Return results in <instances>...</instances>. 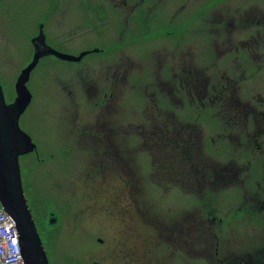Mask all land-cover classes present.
<instances>
[{
    "label": "rangeland",
    "instance_id": "1",
    "mask_svg": "<svg viewBox=\"0 0 264 264\" xmlns=\"http://www.w3.org/2000/svg\"><path fill=\"white\" fill-rule=\"evenodd\" d=\"M44 1L1 0L0 2V80L7 103L14 101L17 97L16 82L23 69L33 60L34 49L31 41L33 34L38 32L34 22H37L41 17L48 16L46 30L54 29L55 19L59 17L58 7L68 8L74 14L69 15L68 20H71L75 27L78 26V20H85L84 44L80 45L79 49L91 50L84 58V61L89 65H97L110 56L119 58L129 55L138 63L133 66L132 76L134 79L138 75H143L144 82L151 85L155 81L153 79L154 72L158 65V63L154 65L153 53L159 50V54L162 56L168 54L170 56H167L168 59L164 58V62H172L175 61L172 56H176L177 60L178 51L182 54L190 44L195 50L193 61L201 69H205V76H210L208 78L221 76L233 78L230 64L234 61L241 62L240 66L244 71L245 79L239 80V84H241L238 92L240 97L244 101H249L248 99L261 100L263 103L264 31L255 29L257 24L256 26L252 25L254 20L258 19V15L264 22V0H146L143 5L142 3L140 5L141 0H116V4H111L110 0H79L80 4L83 3L80 8L77 4L78 1L75 3L70 0H59L56 7L55 1L57 0L51 1L48 7ZM71 3L73 4L71 5ZM131 9L132 11L135 9L144 11L141 14L139 12L129 13ZM195 11L199 13L202 21L198 17H193ZM173 15L177 17H173ZM226 16V24H221L220 21ZM66 19V16H62L60 19L65 25L63 28L67 27ZM204 19H209V23L204 22ZM147 21L148 24H153L155 28L159 29L152 28L145 31L144 27L147 25ZM114 29L115 31H113ZM208 29L212 31L211 37L207 35ZM168 30L180 32L179 48L174 47V37L172 34L167 35ZM258 31H263L262 38L254 40V36L259 34ZM257 41H261L259 46L256 43L253 44ZM111 44H113L112 47H110ZM231 44L243 48L238 57H236L237 53L226 51V46ZM200 46L202 58L199 51ZM211 47L214 51L221 53L222 50L223 53L216 55L213 51L209 55L208 50ZM96 49H101L103 52H95ZM187 51L185 56L188 55ZM253 52L261 54L263 60L252 61ZM213 62L216 64H210ZM69 65L70 63L64 64L51 57H45L39 61L31 72V81L27 83L32 94V101L20 121L22 125L27 124L31 130L30 133L38 138L36 152L38 155L29 153L20 156V165L25 194L45 247L46 231L50 224L49 210L54 208L53 210L60 211L58 208L60 200L56 197L57 192L66 195L64 201L72 203V205H67L68 212L79 203L78 197L83 195V203L78 204L77 208L69 214L73 216L77 209L89 205V202L93 200L91 197L93 195L95 200L92 201V206H96L94 204L96 194L92 192V188L97 184H107L103 179L94 175L93 168L96 169V166L93 164L92 158L87 157L83 152V149H87L88 145H76L67 138L65 141L61 140V137L65 136L62 127L67 122V113L63 107L66 105L67 98L61 93L58 80L64 79L68 75ZM77 66L81 65L74 67L77 68ZM163 74L165 75V71ZM167 75H169L168 72ZM144 86V83L138 84L133 88L134 90H128L129 94L124 100L123 107L119 105L118 109L120 111L123 109L125 120H144L142 118L143 111L152 104L147 101L149 97H145ZM152 88L154 87H149L150 90ZM163 105L165 108L171 106L166 99L163 100ZM213 106L208 99H204L202 104L196 101L191 105L186 98L184 105L176 106L173 109L182 118L187 119V122L198 123L203 128L204 152L208 156L219 162H228L230 159L240 160V162L252 161L249 175L246 173L244 184L240 185L241 187L232 186L219 192L207 191L203 195L204 198L186 193L175 185H170V189H163L151 180L152 156L149 151L140 149L136 140L117 146L115 200L117 199L118 207L123 206L125 202L122 201L120 195L123 194L124 187L122 179L124 175L121 176L124 171L121 163L124 161L121 158L126 157L131 165H135L134 168L138 170V174L145 181L147 189L142 195L146 200L148 212L160 220L157 225L150 222L142 224L139 221L137 226L129 224L128 231L131 233L132 228L134 247L138 244V247L146 249L147 244L150 250H153L155 254L158 253L160 257L154 259L161 258L159 264H209L205 258L185 254L181 248L188 245L176 243L177 216L183 212L182 210H185L184 208L187 209L184 212L185 220H191L192 215L196 214V210L193 208L203 206H205L206 217L209 219L217 217L219 224L214 221H210V224L221 234L220 257L228 254H254L251 253L253 248L262 244L260 238L264 237V215H260L256 203L246 204L248 206L245 207L242 205L245 196L243 188L247 187L246 191L249 194L258 191V184L261 183L263 177L264 159L259 154L251 152L236 153L223 126L219 107L218 105ZM149 127L148 121L147 129ZM140 131L133 135H139ZM243 151L247 150L243 149ZM87 162L90 164L87 168H91L90 176H84L81 179L80 171ZM125 167H128L127 164ZM155 203L157 204L155 205ZM64 205L65 203L62 204V206ZM106 221L110 220L105 216L100 219H95L91 215L85 216L83 221L85 232H97L101 223L103 225L110 223ZM73 222L74 220L72 221V218L69 217V228L73 227L71 226ZM102 229L105 230L104 226ZM75 232L71 231L70 233ZM103 233L105 234V231ZM135 234H140L137 241L134 240ZM88 239L85 235L84 239L78 240V247L84 250L86 259L92 254V249L98 247ZM115 244L116 242L112 241L113 247ZM204 250L205 247L200 245L193 249L192 253ZM251 257L253 264H256L257 261L259 264H264V257L260 258L256 255H251Z\"/></svg>",
    "mask_w": 264,
    "mask_h": 264
},
{
    "label": "flooded vegetation",
    "instance_id": "2",
    "mask_svg": "<svg viewBox=\"0 0 264 264\" xmlns=\"http://www.w3.org/2000/svg\"><path fill=\"white\" fill-rule=\"evenodd\" d=\"M51 1L55 0L44 1L46 3V7H48ZM58 1L59 0L55 1V7ZM70 1L75 3L78 1L77 4L79 8L81 5H83V3L80 4L81 1L79 0ZM110 1L111 4H116V0ZM145 1L146 0H141L140 5L141 3L143 5ZM72 4L73 3H71V5ZM67 9L68 8H57L59 17L55 19L56 26L54 29L46 30L48 16L41 17L37 20V22H34L38 28V32L33 34L31 41L34 49L33 57L35 54L33 40L40 35L41 30H43L46 43L49 46L58 52L73 56L72 58L68 59L60 58L54 54H50L41 57L40 60L45 57H51L64 64L70 63L68 67V75L64 79L61 78L58 80L59 89L61 90V93H63L67 98L66 105L63 106L65 112L67 113V122L62 127L65 136L61 137V140L65 141L67 138L73 144L88 145V148L83 149V152L87 157L92 158L93 164L96 166V169L93 168V170H95L94 175L103 179V181L107 182V184H97L92 188V192L96 194V201H94L96 206H92V201L95 200L93 195L91 196L93 200L89 202V205L82 209H77L73 216L69 214L77 208L78 204L83 203V195L78 197L79 203H77L76 206L73 207L70 212H68L69 208L67 205H72V203L69 204L64 201L66 195H63L61 192H57L56 197H58L60 200L58 202V208L60 211H58V209L55 211L53 210L54 208H52L48 213L50 224L46 231L45 249L49 263L159 264L161 262V258L156 260L154 259L155 257H160L158 253L155 254L153 250H150L147 244L146 249L138 247V244H136L134 247V234L132 233V228L131 233L128 231L129 224H135L137 226V222L139 221L142 224H148L150 222L153 225H157L160 220L158 217L151 216V214L148 212L146 200L142 195L145 194L147 189L145 181L142 179V176L138 174V170L134 168L135 165L132 164V167V165L129 163V159H126V157L121 158V160L124 161L121 163V165L124 167V171L121 174V176L124 175L122 178L124 181V187L123 194L120 195L122 201L125 202L123 203V206L118 207L117 199L115 200L117 146L129 144L133 140H136L140 145V149H143V144L148 140L147 133H143L144 130H147L148 121L150 126L153 125L155 121L163 116L164 109L172 110L174 114L176 113V115L181 116L173 108L184 105L186 98L187 102H189L191 105H193L196 101H199L201 104L204 103V99H202L204 94L209 96L210 101L217 100L218 103L226 106L229 109L239 107L240 104L237 106H231L228 102L224 104L223 100L225 99V96L222 92L220 97L215 96V92L218 90V88L225 89L227 92L232 93V90L224 87L226 81L222 82L221 79L219 82L208 83V77L194 71V68H196L195 63L190 64L192 65V69L182 68L180 62L181 58L185 57V55L181 56L179 51L176 54L177 60L176 56L171 55L175 59V61L172 62H164V58L168 59L167 56H170L168 54L162 56V54H159V50H156V52L153 53L154 65H156V63H158V65L156 66L154 72L153 79H155V81L151 85L147 84V82H144L143 75H138L136 79H134L132 76L134 69L133 66L137 62L136 60L129 57V55L119 58L108 56L109 58L105 59L104 61H100L97 65H89L84 61V58L85 55L91 50L79 49L80 45L84 44L83 40L85 20H78V26L75 27L71 20H68V16L73 13ZM50 11L52 12V8ZM129 11V13L139 12L141 14V12L144 10L135 9L132 11L131 9ZM62 16L67 17L65 23L67 25V27H65L66 29L63 28L65 26L62 23L63 20H60ZM227 16L220 21L221 24H226ZM173 17L177 16L173 15ZM193 17H198V19L201 20L197 11L193 13ZM209 21V19H204V22L206 23H209ZM169 22H171V20H169ZM241 26H243V24H241ZM252 26H256L254 27L255 29H263L264 31V22L260 19L259 15L258 19L254 20ZM144 28L145 31H148L149 29L155 27L153 24H148L147 21V25H145ZM124 29H126L125 26ZM246 30H249V28H246ZM113 31H115V29ZM159 31L156 32L159 33ZM263 31H258L257 33L259 34L254 36L253 39L260 40L262 38L261 33ZM126 32L129 34L128 31ZM171 34L174 37V47L179 48L181 43L180 32L168 30L167 35ZM207 35L211 37L212 31L208 29ZM255 43L257 46H259L261 41L254 42L253 44ZM113 44H111L110 47H112ZM201 46L199 47L200 52ZM219 49L221 50V47ZM242 49L243 48L240 46H234L233 44L226 46V51L237 53L236 57L239 56ZM186 50L191 53L192 60H194V48L189 44L183 52H186ZM97 51L99 53L103 52L101 49H96L95 52ZM213 51L214 49L211 47V49L208 50L209 55H211ZM214 52L216 55L218 53L219 55L223 53L222 50L221 53L219 51ZM83 53H85V55L81 57ZM200 55L202 58V52ZM156 59L158 60L156 61ZM251 59L252 61L263 60L261 58V54L256 52L252 53ZM240 63L241 62L234 61L232 64H230V69L234 75V78L232 79H234L236 83H239V80L243 81L245 79L244 71L241 69ZM76 65L81 66H77V68H75L74 66ZM141 69L144 70L143 68ZM164 71L165 75L163 74ZM167 72L169 75H167ZM225 74L227 75V73ZM31 77L32 76H30V81ZM143 83L145 85L143 87V90H145V97H149L147 101L152 104L143 111V121L125 120L123 115L124 111L123 109L121 111L118 109L119 105L123 107L124 100L129 94L128 90L132 91L134 90L133 88L137 87L138 84L142 85ZM150 86L154 87L152 88L153 91L149 89ZM240 86L241 84H239L233 90L237 91L238 88L239 91ZM209 87H212V90ZM165 99L168 100L171 106H168L167 108L164 107L163 100ZM248 100L250 101H248L249 105L252 107V113H250V111L247 112V132L251 134L257 123L255 124L254 119L250 117L251 115L256 117L258 113L264 114V100H262L263 103H261V100ZM25 113L26 112H24L20 117V127L31 136L33 142L37 145V136L33 133H30L31 130H29L27 124L22 125L20 122L22 120V116ZM238 122L241 123L242 121ZM239 123L232 125L233 123L230 122V126H240ZM139 130H141L139 135H133L137 134ZM257 130L260 134L264 135V126L262 124L258 126ZM229 138L230 140L233 139L232 136ZM239 138H243L245 143L249 140V137L246 133L241 134ZM236 142H238L237 139ZM143 150L148 152L147 149ZM36 152L37 150L30 153H34L37 156L38 154H36ZM123 155L125 156L124 153ZM126 164L128 166L127 168L125 167ZM89 165V162H87L80 171L81 179H83L84 176H90L89 173L91 168H87ZM159 186H161L163 189H170L169 186ZM63 202L65 203L64 206H62V204H64ZM156 204L157 203H155V205ZM204 207L205 206L193 208L199 212V215H192L191 220L184 219V212L187 211L186 208H184L185 210H182L183 212L179 213L177 216V243L189 245L191 242L195 241V238L202 237L205 241V246L208 247L206 231L210 230L212 227L210 221L218 222V224L219 221H217L216 216L213 219L206 217L204 213ZM89 215L95 217V219H100L101 217L105 216L110 220L106 222L110 223L107 225H103L101 223L97 229V232H85L83 221L85 216ZM69 217L72 218V221L74 220L73 225H71L73 227L70 228ZM51 219H56V221L52 223L50 221ZM220 221L222 223V220ZM103 226L105 230L102 229ZM71 231L76 232L70 233ZM104 231L105 234L103 233ZM216 231L221 239V234L218 232V230ZM85 235L89 238L88 240L92 244L98 246L92 249V254L87 256V259L84 256V250L78 247V240L80 238L84 239ZM135 235L136 238L134 240L137 241L140 237V234ZM208 236L210 235L208 234ZM112 241L116 242L114 247L111 245ZM218 246L220 249L221 244H218ZM253 249H255V247Z\"/></svg>",
    "mask_w": 264,
    "mask_h": 264
},
{
    "label": "trees",
    "instance_id": "3",
    "mask_svg": "<svg viewBox=\"0 0 264 264\" xmlns=\"http://www.w3.org/2000/svg\"><path fill=\"white\" fill-rule=\"evenodd\" d=\"M187 53V56L181 58V67L192 69V65L190 64L195 63L196 68H194V71L205 76V69H201L195 61L191 60L192 55L189 51H187ZM180 55H185V52H182ZM210 64L213 65L216 63L213 62ZM221 79L222 82L226 81L224 87L232 90V93L227 92L225 89L218 88L215 92V96L220 97L222 92L225 96L223 100L224 104L226 102L231 106L240 104L239 107L229 109L218 103L217 100H211L212 105H214L213 107L217 105L219 107V114L222 116L223 126L228 133V137H233L230 143L235 147L236 153L251 152L259 154V156L264 159V135L260 134L257 130L260 124L264 126V114L258 113L256 117L251 115L250 118H253L255 124H257L255 129L249 134V132H247V112L250 111V113H252V107L249 105L248 101H244L240 97L238 88L237 91L233 90L240 82L236 83L230 76H221L219 78H209L208 83L219 82ZM210 89L212 90V87ZM202 99H208L210 101L207 94H204ZM238 121L242 122L239 123ZM230 122L233 123L232 125L239 123L240 126L231 127ZM143 133H147L148 140L142 147L143 149H147L152 156L151 164L153 173L151 175V180L158 185H175L186 193L196 194L204 198L203 195L207 191L219 192L232 186L243 185L246 173L249 175L251 170V160L240 162V160L230 159L228 162H219L208 156L204 152L203 128L198 123L187 122V119L176 115V113L174 114L172 110L164 109L163 116L155 121L147 130H144ZM244 133L249 137L246 144H244L245 141L243 138H239V136ZM236 139L238 142H236ZM243 149L247 151H243ZM262 168L263 177L261 183L258 184V191L256 193L249 194L246 191L248 188L242 187L245 195L242 206L245 207L248 206L246 204L256 203L259 207L260 215L263 216L264 164ZM196 214L199 215V212L196 211ZM206 233L208 247L205 246V241L202 237H197L194 242H191L188 246H183L181 250L185 254L206 258L209 264H253L251 255H256V257L260 258L264 257V237L260 238V242L262 243L261 246H258L251 252L254 254H228L229 256L225 255L220 257L218 244H221V239L219 234L213 226L210 230L206 231ZM208 234L210 236H208ZM200 245L205 247V250L192 253L193 249H196V247ZM256 264H259V261H257Z\"/></svg>",
    "mask_w": 264,
    "mask_h": 264
},
{
    "label": "water",
    "instance_id": "4",
    "mask_svg": "<svg viewBox=\"0 0 264 264\" xmlns=\"http://www.w3.org/2000/svg\"><path fill=\"white\" fill-rule=\"evenodd\" d=\"M33 43L34 58L16 82L17 97L14 102H6L0 80V202L16 222L24 264H50L25 194L20 165V156L36 151L37 146L31 136L21 129L19 120L31 103L32 94L27 83L40 58L50 54L68 59L73 56L49 46L43 30ZM50 221L54 223L56 219Z\"/></svg>",
    "mask_w": 264,
    "mask_h": 264
},
{
    "label": "built area",
    "instance_id": "5",
    "mask_svg": "<svg viewBox=\"0 0 264 264\" xmlns=\"http://www.w3.org/2000/svg\"><path fill=\"white\" fill-rule=\"evenodd\" d=\"M0 264H24L16 222L0 202Z\"/></svg>",
    "mask_w": 264,
    "mask_h": 264
}]
</instances>
